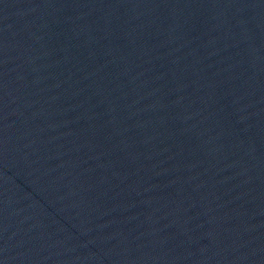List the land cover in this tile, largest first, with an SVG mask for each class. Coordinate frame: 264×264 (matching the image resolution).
Returning <instances> with one entry per match:
<instances>
[{
    "label": "water",
    "instance_id": "95a60500",
    "mask_svg": "<svg viewBox=\"0 0 264 264\" xmlns=\"http://www.w3.org/2000/svg\"><path fill=\"white\" fill-rule=\"evenodd\" d=\"M0 117L264 172V0H0Z\"/></svg>",
    "mask_w": 264,
    "mask_h": 264
}]
</instances>
